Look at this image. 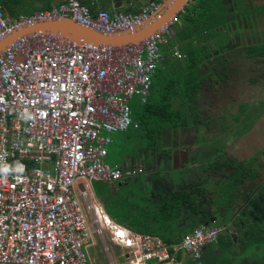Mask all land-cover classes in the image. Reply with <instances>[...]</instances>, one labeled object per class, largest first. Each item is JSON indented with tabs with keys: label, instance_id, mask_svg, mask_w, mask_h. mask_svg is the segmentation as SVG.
<instances>
[{
	"label": "built area",
	"instance_id": "1",
	"mask_svg": "<svg viewBox=\"0 0 264 264\" xmlns=\"http://www.w3.org/2000/svg\"><path fill=\"white\" fill-rule=\"evenodd\" d=\"M168 1L149 0L135 12L110 13L93 12L82 0H64L19 17L6 15L0 4V41L58 18L103 34L134 32L159 17ZM175 19L139 42L119 46L36 31L0 52V167L24 166L23 172L0 179V264H91L87 247L93 234L109 254L101 222L110 240L124 249L125 264L198 262L202 249L217 242L221 228L200 224L168 244L114 221L88 202L92 226L82 203L88 196L83 182H113L143 171L105 163L112 142L106 133L128 130L133 96L138 104L147 101ZM172 54L181 57L177 49Z\"/></svg>",
	"mask_w": 264,
	"mask_h": 264
},
{
	"label": "trees",
	"instance_id": "2",
	"mask_svg": "<svg viewBox=\"0 0 264 264\" xmlns=\"http://www.w3.org/2000/svg\"><path fill=\"white\" fill-rule=\"evenodd\" d=\"M19 1L0 0V4L14 14L16 7L13 2ZM82 2L87 6L89 4L86 0ZM139 5L131 11L135 12ZM257 18L264 20V4L248 7L244 0H193L178 12L171 29L172 37L161 47L163 59L152 78L154 92L145 103L132 106L133 123L123 134L122 159L142 151L146 154L144 163L147 165L152 162L148 152L156 150L172 132L180 133L192 128L199 131L204 123L209 122L205 109L215 105L211 103V94L205 85L213 86L215 79L224 84L231 83L234 79L232 75H239L245 68L253 67L258 60L264 61V30L259 33L257 41L242 47H236L227 34L231 29L241 32L246 24L256 28ZM237 37L240 38L241 34ZM211 43L216 53H213ZM233 48L239 52L241 64L220 58V53ZM174 49L181 57L173 56ZM212 58L217 60L216 64L211 61ZM251 106L241 102L239 115L233 116L242 124L239 136L252 129L264 115V100L258 103L257 109L252 110ZM194 142H199V137L195 136ZM225 145V142L217 145L214 152L202 150L204 156L217 158L213 162H202L198 170L195 167L172 169L165 158L161 168L147 171L142 164L143 171L136 175L113 182L96 181L94 193L114 221L134 231L159 236L168 244L178 242L185 231L202 223L218 226L237 201L249 199L239 215L245 224L235 223L239 232L245 234L244 238H240V252L244 256L251 252L263 255L264 201L256 198L258 194L248 198L246 191H254L259 185L258 192H261L264 187V180L260 182L264 174V162L261 161L264 147L248 158L235 160L223 153ZM165 151H168L167 148ZM206 168L222 173L217 177L208 176L204 174ZM224 169L229 170V175L223 174ZM187 174L192 175L193 182H187L188 177H184ZM198 174L206 177L200 179ZM131 177H144L146 181L142 183L138 179L131 180ZM156 180L164 181L167 187H171L170 190L153 187L152 183ZM147 185L148 188H145ZM200 216L205 220L201 221ZM231 242L229 236L219 233L213 250L206 249L208 264L219 263L220 260H216L218 254L228 256Z\"/></svg>",
	"mask_w": 264,
	"mask_h": 264
},
{
	"label": "rangeland",
	"instance_id": "3",
	"mask_svg": "<svg viewBox=\"0 0 264 264\" xmlns=\"http://www.w3.org/2000/svg\"><path fill=\"white\" fill-rule=\"evenodd\" d=\"M192 1L193 0H190L189 3ZM224 2H229V0H224ZM262 3H264V0H250L249 5L251 6L253 4ZM257 22L258 26L256 28H251L249 25H246L241 32H238L236 29L229 30L227 34L231 37L230 41L233 42L236 47H242L244 44L257 41L259 39V33L264 29V20L262 18H257ZM237 34H241V37H237ZM250 34H252V36H250ZM210 46L213 53H216L217 51L214 48V45L211 43ZM219 55L223 61L234 60L235 64H241L239 52H237L235 48H233V50L220 53ZM211 61L214 64L217 62L215 58H212ZM233 77L234 79L231 83L229 82L224 84L223 82H218L215 79L213 86L205 85V88L208 89L211 94V103H213L215 107L205 109V114L207 115V120H209V122L206 121L207 123L202 125L203 128L199 131H195L194 128H192L190 130H184L180 133L172 132V135L170 137H166L164 140V145L160 144L156 150L148 152L152 158L151 163H147L146 165L144 163L146 154H143L142 151H138L137 154L127 155L126 161L124 162V164H126L125 166H142L143 168L142 164H145L147 171H151L161 168L162 163L166 158L172 169L195 167L196 170H198L202 162H213L217 158V156L216 158L204 156L201 151L207 150L214 152L217 150L216 146L221 145L222 142L226 143L225 147H222L223 149L221 148L223 153L235 160L248 158L254 152H259L260 148L264 147V115L252 126V129L241 136H239V132L242 124L235 121L233 116L239 115V104L241 102L248 105L252 104L251 109L254 110L255 108L257 109L258 103L264 100V61L258 60L254 62L253 67H247L245 68V71H240L239 75L234 74L231 76V78ZM235 77L237 78L235 79ZM153 92L154 89L151 87L149 95H152ZM129 104L132 106H138L136 96H133L130 99ZM233 128H235L234 133L232 132ZM124 132L125 131L106 133L112 139V142L106 146L108 155L105 158V163L110 167H115L117 164L122 163V145L124 144L125 139V135H123ZM195 136L199 137V142H194ZM165 147L168 150L167 152L165 151ZM261 161L264 162V155L261 156ZM221 173V171L216 173L212 169L207 168L204 170V174H209L208 176L217 177L220 176ZM223 174L229 175V170L224 169ZM190 176L192 175L187 174L184 176L186 178L188 177L187 182H193ZM198 177L200 179H204L206 176L198 174ZM143 178L144 177H131V180L138 179V181L144 183L146 180ZM263 180L264 174L262 179H260V182L262 183ZM187 182H184L185 185H187ZM90 183L91 184H88L87 186L90 197L88 194V196L83 198L82 203L84 205L87 222L94 226L93 213L89 209L90 205L88 202L90 200L91 202L93 201L94 205L97 204L96 206L98 207L100 213L102 206L93 194V186L97 182L93 181ZM111 185L114 186V184ZM152 186L156 188L166 187L168 190L171 188L167 187L162 180L161 182L156 180L152 183ZM145 188H148V185L145 186ZM241 190L242 188L240 189V192H242ZM258 191V189L257 191H246L247 197L250 198L255 194H258L256 198L264 201V187L261 188V192ZM240 196H242V194H240ZM151 198L153 199V197ZM247 200L249 199L242 198L240 201H237L233 209L225 215L223 219L224 221L218 225V227L221 228L220 233L229 236L232 242L229 246L228 256H222L221 254L217 255L216 260H220L217 264H264V254L257 256V253L251 252L248 256H244L240 252V238H244L245 234L239 232V228L235 223L238 222L241 226L245 224L244 219L240 218L239 215L242 214L241 210L243 209V206H246ZM206 212L209 216H212L209 210H206ZM204 220L205 218L201 217V221ZM99 226L101 227L104 238L107 241L109 254L105 252L99 237L93 234L91 242L87 247V253L91 264H110L109 256L114 264H125L127 259L122 254L124 249L110 240V231L107 226H105L102 222ZM213 244L207 246L206 249L210 248V250H213ZM206 249H202L201 256L198 259V264L210 263Z\"/></svg>",
	"mask_w": 264,
	"mask_h": 264
},
{
	"label": "water",
	"instance_id": "4",
	"mask_svg": "<svg viewBox=\"0 0 264 264\" xmlns=\"http://www.w3.org/2000/svg\"><path fill=\"white\" fill-rule=\"evenodd\" d=\"M190 0H170L169 4L163 9L160 16L142 28L134 32H124L120 34H103L88 26L73 21L70 18H58L36 23L17 30L0 41V52L4 50L16 38L36 31H50L62 33L76 42L92 44H106L119 46L131 42H139L168 20L176 17L178 12L189 3Z\"/></svg>",
	"mask_w": 264,
	"mask_h": 264
},
{
	"label": "crops",
	"instance_id": "5",
	"mask_svg": "<svg viewBox=\"0 0 264 264\" xmlns=\"http://www.w3.org/2000/svg\"><path fill=\"white\" fill-rule=\"evenodd\" d=\"M63 1L64 0H44V1L43 0H27L25 2L24 0H21L19 2H13V5L16 7V9L14 11V14L9 13L6 9H4V7H3V9H4L5 14L8 15L9 17H19L21 15L30 14V13H32L35 10L46 9V8H50V7L56 6L60 2H63ZM86 1L89 3L88 7L91 8V10L93 12H96L97 10H101L102 9V10H106V11H108L110 13L111 12H134V11H131L132 8L135 9V7L137 5L144 4V3L147 2L146 0H86ZM169 2H170V0L166 4L163 5V9L169 4ZM163 9H162V11H163ZM174 18H176V17H174ZM160 64H159L158 67H160ZM125 161H126V157L124 159H122V163L117 164L116 166H124V165H126V164H124ZM82 185L86 188L87 194H89L88 188H87V185H85V182H83ZM75 192H78V188L77 187L75 188ZM92 193H93V191H92ZM93 194L98 199V197L95 195V193H93ZM89 197H90V194H89ZM89 202L92 205L94 204L93 201L91 202L89 200ZM98 202H100L99 199H98ZM99 204L101 205V203H99ZM110 259H111V257L109 258V260ZM183 262H184V264H186V262H189L190 264H198L199 263V262L192 261L190 259H186Z\"/></svg>",
	"mask_w": 264,
	"mask_h": 264
},
{
	"label": "clouds",
	"instance_id": "6",
	"mask_svg": "<svg viewBox=\"0 0 264 264\" xmlns=\"http://www.w3.org/2000/svg\"><path fill=\"white\" fill-rule=\"evenodd\" d=\"M23 171H24L23 165L17 164L15 168L5 165L3 167H0V179L6 180L7 176L12 174L13 172L19 173Z\"/></svg>",
	"mask_w": 264,
	"mask_h": 264
},
{
	"label": "flooded vegetation",
	"instance_id": "7",
	"mask_svg": "<svg viewBox=\"0 0 264 264\" xmlns=\"http://www.w3.org/2000/svg\"><path fill=\"white\" fill-rule=\"evenodd\" d=\"M244 2H245V5H247L248 7H253L254 5H258V4H253V5H249V3H250V0H244ZM262 4H264V3H262ZM246 25H248V24H246ZM245 25V26H246ZM258 25V24H257ZM244 26V27H245ZM264 30V29H263ZM263 148V147H262ZM261 149V148H260ZM262 156H263V154H262ZM259 187V186H258ZM258 187H256V189L255 190H257L258 189ZM202 224H205V223H202ZM218 239V238H217ZM257 256H260V255H257Z\"/></svg>",
	"mask_w": 264,
	"mask_h": 264
}]
</instances>
